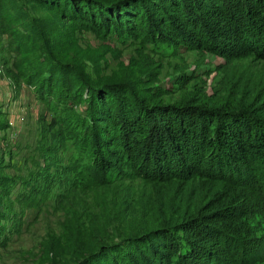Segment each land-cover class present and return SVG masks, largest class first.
Masks as SVG:
<instances>
[{"label":"rangeland","instance_id":"rangeland-1","mask_svg":"<svg viewBox=\"0 0 264 264\" xmlns=\"http://www.w3.org/2000/svg\"><path fill=\"white\" fill-rule=\"evenodd\" d=\"M17 1L27 19L46 20L47 27L43 44L0 13V264H72L96 225L94 215L109 237L124 224L155 226L162 205L172 222L162 226L174 227L171 232L122 243L114 264H264L260 172L248 170L240 179L216 172L202 157L192 173L180 165L183 176L170 184L145 179L117 143L101 157L97 143L90 146V120H82L86 101L51 87L57 78L67 80L58 67L66 63L89 84H108V100L121 107L133 106L118 86L127 82L137 100L169 110L202 91L215 108L233 99L249 111L264 103V59L208 32L200 43L189 31L171 40L154 25L139 36L117 35L78 20L54 22L46 9ZM221 15L213 10L208 24L223 29ZM47 85L49 94L41 90ZM173 197L176 207L169 204ZM123 200L132 214L122 212Z\"/></svg>","mask_w":264,"mask_h":264},{"label":"trees","instance_id":"trees-1","mask_svg":"<svg viewBox=\"0 0 264 264\" xmlns=\"http://www.w3.org/2000/svg\"><path fill=\"white\" fill-rule=\"evenodd\" d=\"M25 1L51 12L54 22L78 20L92 28L126 36H139L145 28L153 31L150 25H154L156 33L159 31L166 38L174 40L189 31L196 36L199 43L200 40L208 38V32L216 41L232 47L241 46L251 50L257 58L264 59V0ZM213 10L223 14V29L208 24L207 16ZM4 12L18 20L29 36L42 40L45 44L46 20L38 17L27 19L26 12L17 0H0V13ZM56 67L52 65L53 70ZM58 67L68 75L67 80L63 77L57 78L58 83L51 87L54 90L61 86L63 94L86 101L82 120L83 123L90 120L89 129L92 127V131L89 133L93 134L90 138L92 144H89L93 146L97 143V148L93 149L98 150L101 157L108 152V144L117 143L122 156L130 158V166L144 174L145 179L154 178L156 182L167 184L171 183V179L183 176L179 172L180 165L185 173H192L194 167H198L193 163L202 157H205V164L216 172L222 173L226 170L229 174L241 175L242 179L245 172L250 170L252 173L255 170L263 175L261 178L264 181V103L253 110L245 111L232 99L215 108L213 102L199 91L185 102L177 101L169 106L172 109L169 110L159 102L148 104L144 100H137L135 96L139 95L134 93L132 86L121 82L118 84L121 94L134 102L133 106L128 102L121 107L120 102L115 104L108 100V84H89L86 77L69 64L64 63L63 67ZM52 89L47 85L41 90L49 94ZM126 93L135 95L129 96ZM128 107L130 110L135 108L132 116L125 109ZM184 158L192 163H184ZM255 160L257 162L254 163ZM97 162L95 161V165ZM241 164L246 171L240 172ZM100 165L98 163L97 167ZM244 178L249 179V176ZM176 201L173 197L169 204L176 207ZM121 203L124 205L122 212L126 215L132 214L127 201L123 200ZM162 207L161 213L153 216L159 220L155 226L150 223L152 221L124 224L109 237H106L107 231L102 229L101 217L94 215L96 225L91 224L85 233L86 239H89L83 246L77 247L80 255L72 264H114L115 254L122 243L129 245L144 242L148 237L171 232L170 229L174 227L169 229L168 226H162L164 223L172 224L171 219L165 215L166 208L164 205ZM179 212L178 219L181 220L184 215ZM122 216L124 220L125 215ZM145 225L148 227L142 229ZM131 257L126 256L125 259L131 262ZM136 258L138 260L139 257Z\"/></svg>","mask_w":264,"mask_h":264}]
</instances>
